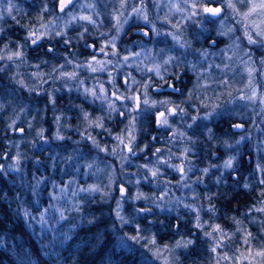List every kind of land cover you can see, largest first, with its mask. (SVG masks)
<instances>
[{"label": "rangeland", "instance_id": "1", "mask_svg": "<svg viewBox=\"0 0 264 264\" xmlns=\"http://www.w3.org/2000/svg\"><path fill=\"white\" fill-rule=\"evenodd\" d=\"M37 2L39 5H34V12L21 23L19 16L26 13L21 6L17 8L14 0H0V35L3 33L4 36L3 42H0V76H4V80L8 81L6 85L16 91V95H12L13 100L20 92L31 97L39 83L47 81L53 89V95L74 92L84 97L90 109L86 113L93 120L100 117L101 120L97 123L104 125L103 128L89 125V135L94 130L98 141L104 142L106 146H101L100 143L99 146L94 145L90 140L89 152L92 148L95 149L92 154H80L69 147L62 148L65 151L60 163L51 158L46 164L47 175L53 172L60 174L62 171L66 174L63 184L51 182L49 185V189L53 187L55 190V196L61 194L65 197V202L69 204L66 209L80 211L73 205L80 204L87 195L98 193L103 198L114 197V215L120 216L121 225L128 223L127 217L129 220H136L143 216L152 227L158 222L156 220L159 219L160 212H164L166 218L173 221L172 232L178 235L186 233L178 230V223L186 221L184 225L192 238L186 236L178 244H162L156 235L151 232L146 235L139 226L134 229V235L126 232L125 237L134 239V243L128 242L127 250L132 253L134 248L137 251L136 257L140 260L152 258L160 264H264V257L257 255L264 251V35L258 34L260 30H264V9L256 7L254 11H250L261 0H231L234 8H229L226 0H202L204 6L221 8V13L216 17L201 13L191 18L188 17L192 11H200L190 7L192 0H187V3L185 0H74L63 9L60 6L61 0ZM145 15L147 20L143 18ZM85 16L90 19H81ZM31 20L33 23H28ZM5 21L15 23L9 24L10 26L18 23L26 29L25 32L16 29L20 30L16 45H13L12 37L6 36V32L12 30L6 29ZM74 23L82 26L89 24L97 29L94 32L100 37L99 43L94 45L78 35L79 38L70 36L69 28ZM133 25L138 26L137 29ZM149 30L153 37L146 41L151 34ZM83 32H88V29L81 31ZM121 36L126 37L127 44L124 49L118 50L120 40L123 41ZM113 37L115 43H109ZM155 41L157 47L154 45ZM72 42L90 50L89 54L80 58L75 50L69 54ZM38 44L45 46L46 50ZM32 47L34 50H31ZM114 52L118 55H113ZM16 53L22 55L17 56ZM30 55L36 59L34 62L28 60ZM108 60L113 63L107 64ZM165 60L168 63H163ZM96 61L101 63L97 65ZM82 64L83 67L80 66ZM90 64L102 70L91 71ZM180 70H187L191 75V85L185 92H180L175 82L168 84L173 78H178ZM73 71L76 73L75 78L60 75L61 72ZM110 75L115 79V87L109 80ZM168 77L173 78L166 81ZM182 81L185 83L184 79ZM139 83L146 85L148 95L157 92L151 85L159 84L162 90L177 89L178 91H172L180 92L185 97L193 96L197 104L196 119L207 121L209 125L222 116L225 117V122L220 124L226 128L232 122L230 129L224 130L225 136L217 135L218 141L213 143L232 139L235 146L242 145L240 150H233L234 153H240L226 156L230 151L228 148L223 152L222 159L212 156L221 164H206L195 171L193 160L188 157L191 149L183 142L192 119L187 115L177 116L142 103L145 96L144 93H139ZM101 87L104 89L102 93ZM85 89L92 92H85ZM121 93H128V98L125 99ZM231 94L234 99H227ZM100 95L109 98L119 110L111 113V119L107 114L108 102L101 100ZM117 96L121 98L116 99ZM133 97H140L139 105ZM148 98L150 99L149 96ZM8 104L9 102L4 103L3 109ZM78 107L80 108L79 105ZM30 109L27 120L22 118L25 107L19 108L18 102L14 108L12 106L9 109L11 118L7 126L18 137L13 143L8 140L5 142V159L0 155V172L3 174L16 172L21 163L29 161V155L30 162L36 164L39 158L35 157L33 160L31 152L43 147L40 142L49 143L52 139L58 144L67 143L73 140L72 130L78 129L70 128L71 123L66 125L64 116L56 112L51 114L52 126L46 128L40 122V117L34 116V107ZM79 112L80 109L73 116L77 118ZM148 112L151 115L146 116L144 113ZM160 112L168 116L167 124L157 123ZM142 116L153 121L159 140H164L166 147L154 144L152 154L155 160L150 163L135 164L128 154H123L127 158L121 164L122 157L117 147L123 149L128 144L125 137L131 136V129L125 130V126L132 121L137 139L136 124ZM115 118L121 120L116 131L113 130ZM235 123L244 125V129L234 131L231 127ZM210 127L206 130V136L212 132ZM24 130V134H17ZM107 132H112L113 136ZM117 135L123 138V143L116 139ZM82 136L84 139L89 138L86 133ZM153 141L154 135L150 139V142ZM135 142L137 141H134V145ZM206 142L213 145L208 140ZM33 144L37 146L34 147ZM134 148L131 144V151L136 152L143 162L142 156L145 153ZM184 148L189 150L184 152ZM145 156L148 159V154ZM157 158L161 161L170 158V163L182 165L184 172L165 163L157 164ZM229 159H232V167L226 168L224 164ZM142 165L145 167H141ZM153 166L159 169L158 177L149 172V168ZM205 168L208 169L207 172L204 171ZM210 170H213V177L215 174L220 175L227 186H224V197L216 198H221L218 202L213 198V192H210L212 185L216 188V180L214 183V179L205 180L209 178L206 173ZM237 173L240 175L239 179L236 177ZM237 183H240V187H245L247 196L251 197L246 206L245 201L240 205L232 202L235 192L241 194L237 190L233 193L230 186ZM198 186H202L203 191ZM119 187L124 188L123 194ZM90 188L98 190L85 191ZM219 203H231V210L225 209L224 214H217L213 204ZM34 204H37L36 200ZM133 209L137 213L131 212ZM40 216L37 223L42 221V215ZM109 225L116 228L112 222ZM216 225H219V229ZM194 241L197 242L195 246ZM115 245L119 251L123 248L121 240ZM190 246H194L197 254L193 261L185 263L182 257Z\"/></svg>", "mask_w": 264, "mask_h": 264}, {"label": "trees", "instance_id": "2", "mask_svg": "<svg viewBox=\"0 0 264 264\" xmlns=\"http://www.w3.org/2000/svg\"><path fill=\"white\" fill-rule=\"evenodd\" d=\"M14 1L17 2V8H20L21 6V9L26 12L25 14H21L19 16L21 23H24V18L30 16L34 12V2L32 3L26 0ZM44 1L47 0H42V2ZM53 3V5H55L56 1ZM36 5L38 6L39 2H37ZM28 23L32 24L33 20ZM9 24L15 23H7V21H5L6 29L12 30V32L6 30V36L12 37V43L13 45H16L15 41L19 38L18 32L20 31H16V29H21V32H25L26 29L22 28L18 23L14 26H10ZM132 27L137 29L138 26L133 25ZM85 29H88V32H83L81 39L85 41L90 40L89 43L94 45L98 44V39L100 37L96 33L97 29L93 28L89 24L82 26L74 23L69 28V34L70 36H77ZM94 29L96 32H94ZM150 33L151 34L148 38H146V41L153 37L151 31ZM133 37L134 36H131V38ZM3 38L4 36L2 33L0 35V42H3ZM125 38V36L120 37L123 41L120 40L118 50L123 47L125 48V45L127 44ZM154 45L157 47L156 41ZM38 46H40V44ZM74 50L78 53L79 58L84 55H88L90 52V50H86L79 44L72 42L71 47L68 50L69 54H71ZM162 54L163 53H160V55ZM164 54H166L165 51ZM27 58L31 62L36 60L31 55ZM3 77L0 79L3 87V92L0 91L1 157H3V154L6 153L5 142L8 140L13 143V140L18 137L15 136L14 133H11L9 127L7 126V122L11 118L9 116L10 107L13 106L14 108V105L17 102L19 104V108L24 106L25 113L22 118L25 120H27L31 111L30 97H26L20 92L17 94L18 97L13 100L14 96L12 95H16V91L12 87L6 85L8 81L4 80ZM190 77L191 75L187 72V70H180L178 78L168 77L166 78V81L173 78L172 82H175V84L180 88V92H185L191 85ZM183 79L185 83L182 81ZM180 92L175 93L172 90H162L161 92L156 93L151 92L148 96L150 99H162L164 97H168L176 103L183 101V108L188 113L187 116L192 119L193 116L197 115V104L194 97H185L184 94L181 95ZM206 92L210 94L209 91ZM139 93L140 95L142 94V92ZM232 96L233 95L231 94L226 98L233 100L234 98ZM6 102H9V104L5 109H3V104ZM254 112L256 113V110ZM144 114L146 116L147 114L150 115V113ZM238 120L245 122L243 119ZM221 122H225V117L222 116L221 119L212 123L210 122V125L207 121L196 119L195 121L192 120L188 126V128L190 126L191 127L188 130V133L185 134L183 142H186V145L191 149L188 157L191 158V161L193 160V169L195 171H197L199 167L202 168L206 164H221L216 162L212 156L215 155V157L222 159L224 157L223 152L227 151L226 149L228 148L230 151L225 154L226 156H232L231 154L240 153V151L234 153L233 150H240L242 145L235 146L234 143H232V139L227 142L213 143L218 141L217 135L225 136L224 130L229 131L230 124L232 123L231 122L225 128L220 124ZM120 124L121 120L115 118L113 120V130L116 131V127H120ZM208 126H211L210 129L212 132L206 136ZM136 127L138 132L134 150L136 149L138 152H141L140 150H142L143 153L146 155L148 154V159L145 162L136 159L137 161L134 162H136L135 164L150 163L155 160L152 154L154 146H151V144L166 147L165 142L164 140H159L160 137L157 129L154 128V123L151 119L146 120L145 117L142 116L141 120H137ZM20 128H23V126H20ZM70 128L77 129V126L71 123ZM24 133L25 130L23 131V134ZM107 133L113 136L112 132ZM231 134L235 135L234 133ZM152 135H154V141L150 142ZM206 140L213 143V145L210 146ZM137 143L139 145H137ZM51 144L52 146H49V148L42 147L32 152L29 151V153L31 152V158L33 160L35 157L39 158V161H37L36 164L30 162L29 155V161L26 160L24 163H21L16 172L5 174L0 172V264H160L152 258L149 260L148 258H144L143 260L138 259L136 257L137 251L134 248L132 253L130 250H127L128 242L134 243V239L131 240V237H125V233L127 232L130 235H134V229L139 226L146 235L147 232H151L153 235L157 236L160 243L168 245L178 244V242H180L184 237H190V234H188L189 229L186 225H184L186 221H180L178 223V230L186 233L178 235L173 233V221L171 219H167L164 212H160L159 219L156 220L158 222L152 225V227L147 224V221L143 216H140L137 217L136 220H133L132 218L129 220L127 217L126 219H128V223H123V228L120 216L114 215L113 196L103 198L98 193H91L94 195H87V197H83L80 204L73 205L80 211L73 212L71 210H67L66 207L69 208V204L65 202V197L61 194L59 196H55V190L53 187L52 189H49L51 182H55L60 185L64 183L66 178V174H63L64 171L60 174L53 172L51 175H47L46 173V164L49 159L52 158L57 160V163H60V159L64 155L63 151H65L62 147L57 145L58 143L53 141ZM100 144L101 146L105 145L102 141H100ZM26 146L27 145H25V147ZM117 148L120 150V154H126L122 147ZM119 153L117 152V154ZM3 159H5V156ZM128 167L130 169V166ZM206 175L210 179L205 178V180L211 181L214 179L213 183L216 180V188L212 185L210 192H213V198L216 202H218L224 197L226 192L225 187L227 186L224 184L223 178L220 175L215 174L213 177V170H210L206 173ZM236 175L237 179H239L240 175H238V173ZM230 186L232 187L233 193L235 190L241 192V194L236 192L233 194L232 202H235V205H240L245 201L244 206H246L251 201V197L246 194V188L240 187V183ZM198 187L203 191L204 188L202 186ZM252 192H254V190H252ZM219 197L221 198L216 199ZM79 199H81V197ZM35 200L37 201V204H34ZM221 203L213 204L217 214H224L225 209L231 210V203L228 204L229 206L225 204L220 205ZM60 208H62V210H59ZM131 212L137 213L135 209H133V211L131 210ZM40 215H42V221L41 223H37L36 221L41 219ZM60 218H62V220ZM109 222H112L116 228L109 225ZM121 231L124 232V234ZM193 237L195 238V236ZM119 240H121L122 245L124 243L122 241H125L123 248L120 251L115 245V243H118ZM196 243L197 242L194 241L193 245L195 246ZM119 245L122 247L121 244ZM194 246H190L186 255L182 257L185 263L193 261V258L195 257L194 255L197 254ZM116 251L118 252L115 253Z\"/></svg>", "mask_w": 264, "mask_h": 264}, {"label": "flooded vegetation", "instance_id": "3", "mask_svg": "<svg viewBox=\"0 0 264 264\" xmlns=\"http://www.w3.org/2000/svg\"><path fill=\"white\" fill-rule=\"evenodd\" d=\"M47 2V1H46ZM33 3V2H32ZM37 0L34 1V5H36ZM206 15V14H205ZM39 45V44H38ZM42 46L40 44V48L46 50V47ZM31 50H34L33 47ZM0 79H2V76H0ZM172 81L170 80L168 84H170ZM52 87L49 86L46 82H40L38 85V88L35 90L36 92H33L31 97L29 98L31 102V107H34L35 113L34 116L40 117V122L42 125L46 128L52 126V117L51 114L56 112V114L61 113L64 116V119L66 120V125L69 126L70 123L75 124L78 129L72 130V137L73 140L69 142H60L62 144H57L59 147H62L66 149V147H69L71 150H77L80 154L88 153L91 149L89 146L91 145V141H93V137H96V133L94 130L91 131V134L89 135V125L86 123L85 117L82 115L83 113L90 110L88 106L86 105V101L84 97H82L79 94H76L74 92H66V94L59 92V93H52ZM0 91L3 92L2 87V81L0 80ZM80 106V108L78 107ZM80 109L79 116L76 118L73 116L74 113H76ZM150 113V112H148ZM151 115V114H150ZM155 126V125H154ZM92 128V127H91ZM23 134V131L18 132L17 134ZM86 133L87 137L85 138L82 136V134ZM52 140V139H51ZM48 143L40 142V145L43 147L49 148V146H52L51 141ZM96 143L94 145H98L100 141H98L97 137L95 138ZM82 145V146H81ZM154 144H152L153 146ZM34 147H36V144H33ZM80 146V147H79ZM51 148V147H50ZM127 147L124 146V151ZM95 151L94 148H92V151L89 152L92 154V152ZM133 152V151H132ZM130 150L128 149L125 151L126 154L130 157L129 153L132 154ZM146 154L142 156V160L146 161L144 158ZM132 161H137L139 159L138 154L136 157L131 158ZM137 159V160H136ZM145 159V160H144ZM110 160L114 161L113 158H110ZM132 166V165H130Z\"/></svg>", "mask_w": 264, "mask_h": 264}, {"label": "clouds", "instance_id": "4", "mask_svg": "<svg viewBox=\"0 0 264 264\" xmlns=\"http://www.w3.org/2000/svg\"><path fill=\"white\" fill-rule=\"evenodd\" d=\"M78 36H80L82 38L83 34L82 33H79ZM109 43H115V38L113 37L109 41ZM5 47H7V46H5ZM50 51H51V49H50ZM20 55H22V54L20 53ZM113 55H118V53H115ZM100 63H101V61H96V64L97 65H99ZM106 63L107 64H111V63H113V61L108 60V61H106ZM163 63L166 64V63H168V61L165 60V61H163ZM80 66L83 67L84 65L82 64ZM117 66H118V64H117ZM100 70H102V69L96 67V70L95 71H100ZM70 73L74 74L72 76V78H75L76 77L75 71L70 72ZM62 74H63V72L60 73L61 76H63ZM37 75H40V74L38 73ZM157 75H159V73H157ZM160 78H161V80H163V77L162 76ZM109 80L113 84V87H115V79H114V77L110 75ZM81 83H82V81H81ZM151 86L155 87V89H156L157 92H159V91L162 90L161 89V86L159 84L151 85ZM137 88L142 93H144L145 98L143 99L142 103H144V101L146 100L147 103L146 104L144 103L145 105L150 104L154 109L155 108H163L164 112H168V109L169 108H174V109H176L175 115H177V116H181V115L186 116V115H188V113L186 112V110L183 108V101H181L179 103H176L171 98H168V97H164L162 99H149L148 98V93L146 91V85L144 83L137 84ZM169 88H171V85H169ZM88 90H90V89H85V92H89ZM172 90L173 91H178L177 89H172ZM100 92L101 93L104 92V89L102 87L100 89ZM94 95H99V94L98 93H95ZM121 95H123L125 99L128 98V93H121ZM99 98L101 100H106L108 102L107 114H108V118L111 119V113L112 112L119 111V110L116 108L115 104L109 98H107V97H105L103 95H100ZM85 114H87V118H85V120L87 121V124L88 125H95L96 126V124H99L100 125L99 126L100 128H103L104 127L103 123H97V121H100L101 120L100 117H97L95 120H93L88 115V113H86V112L84 113V117H85ZM167 120H168V116H167ZM192 120L195 121L196 120V117L193 116L192 117ZM129 128L131 129V136L130 137H125V140H126L127 143H130V144H132L134 146V141L136 140V128H135L134 124L132 123V121H129V124L125 126V130H128ZM40 131L42 132L43 130L41 129ZM119 137H120V135H117L116 136V139L119 140L118 139ZM93 143H96L94 137H93ZM188 150H189L188 148H184L183 149L184 152H187ZM132 155H135V152L134 151L132 152ZM121 157H122L121 158V164H123L124 159H126L127 157L124 156L123 154H121ZM159 163L168 164L170 167H172L174 169L177 166V165H174V164H171L170 163V158L169 159H165L163 161H161L159 158H157V164H159ZM141 167H145V166L142 165ZM149 169L158 170V174L155 176V177H158V175H159V169L157 167L153 166V167H150ZM205 169H207V168H205Z\"/></svg>", "mask_w": 264, "mask_h": 264}, {"label": "snow or ice", "instance_id": "5", "mask_svg": "<svg viewBox=\"0 0 264 264\" xmlns=\"http://www.w3.org/2000/svg\"><path fill=\"white\" fill-rule=\"evenodd\" d=\"M226 2H227V6L229 8H234V5L231 3V0H226ZM68 3H71V0H61V5H60L61 9H63ZM185 3H187V0H185ZM190 7L192 9H200V11H192L188 18H191L192 16L201 15V13L208 14V15H211V16L215 17V16H218L221 13V11H222V9L219 8V7L204 6V4L202 3V0H192V3L190 4ZM256 7L264 9V0H261V3L258 6L257 5H253V8L250 9V11H254ZM134 11L139 12L140 10L139 9H134ZM143 18L145 20H147V16L146 15ZM81 19L89 20L90 18L85 16V17H81ZM262 23H264V22H262ZM174 27H175V25H174ZM258 34L259 35H264V30H260L258 32ZM37 38H39V37H37ZM249 41L252 42L251 37H249ZM33 42H35V41H33ZM101 51H103V48H101ZM113 54H115V52ZM15 55L19 56L20 53H16ZM11 58L12 57H9V59H11ZM125 59H127V58H125ZM93 60H95V57H93ZM89 68H90L91 71H95L96 70V67H93L91 64L89 65ZM62 75L65 76V77H68V78H72V76L74 74H72V73H63ZM88 91L92 92V90H88ZM92 94L94 95L95 93H92ZM120 98L121 97H119V96L116 97V99H120ZM133 99L136 101L137 105H139L140 97H134ZM144 103L146 104L147 101L145 100ZM175 111H176V109H174V108L168 109V112L171 113V114H174ZM85 118H87V114H85ZM157 123L158 124H167L168 123L167 116L165 115L164 112L158 113V115H157ZM96 126L99 127L100 125L96 124ZM234 127L239 128L241 126L240 125H234ZM181 135H183V134H181ZM118 139L123 143V138L122 137H119ZM125 147H127L131 151V144L130 143L126 144ZM157 151H159V149ZM224 167H226V168L232 167V159H229L228 161H226L225 164H224ZM176 168L181 173L184 172V168H183L182 165H177ZM204 171L207 172L208 170L205 169ZM149 172L154 177L158 174V170L149 169ZM262 182H264V181H262ZM97 190L98 189L90 188V189H87L85 191H97ZM124 191H125L124 188L120 189L121 194H123ZM137 198H139V197H137ZM117 215H119V213H117ZM197 220H199V217H197ZM198 226H199V224H198ZM216 228L219 229V225H216ZM206 235H208V233H206ZM188 243H191V241H188ZM257 255L264 257V251H261V252L257 253Z\"/></svg>", "mask_w": 264, "mask_h": 264}, {"label": "water", "instance_id": "6", "mask_svg": "<svg viewBox=\"0 0 264 264\" xmlns=\"http://www.w3.org/2000/svg\"><path fill=\"white\" fill-rule=\"evenodd\" d=\"M71 1H73V0H71ZM210 7H212V6H210ZM216 17V16H215ZM234 125H240L241 127H239V128H237V127H234ZM234 125H232V129L234 130V131H242L243 129H244V125H242V124H240V123H235ZM126 150H128V148H126ZM136 155H137V153L135 152V155H130V157L131 158H134V157H136ZM144 158L146 159L147 157L146 156H144ZM119 189H121V187H119ZM119 192V191H118Z\"/></svg>", "mask_w": 264, "mask_h": 264}]
</instances>
